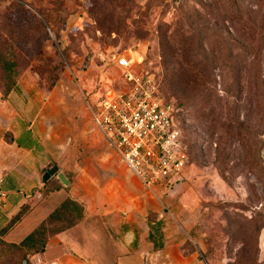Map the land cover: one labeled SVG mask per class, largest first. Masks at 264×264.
<instances>
[{"label": "rangeland", "instance_id": "obj_1", "mask_svg": "<svg viewBox=\"0 0 264 264\" xmlns=\"http://www.w3.org/2000/svg\"><path fill=\"white\" fill-rule=\"evenodd\" d=\"M116 52L155 74L177 106L184 181L154 200L90 120L105 90L123 87L120 70L100 62ZM2 106L20 115L5 142L26 132L37 142L25 128L40 111L49 117L43 136L66 148L59 173L104 221L125 218L133 204V220L142 218L149 207L137 222L185 232L206 264H264V0H0ZM20 259L0 246V264Z\"/></svg>", "mask_w": 264, "mask_h": 264}, {"label": "crops", "instance_id": "obj_2", "mask_svg": "<svg viewBox=\"0 0 264 264\" xmlns=\"http://www.w3.org/2000/svg\"><path fill=\"white\" fill-rule=\"evenodd\" d=\"M16 118L20 119L17 112L9 111L7 106H2L0 109V229L19 212L22 206L29 205L31 210L1 238L8 245H19L67 198L82 203V200L78 199L70 189V180L62 170L68 186H63L57 177L53 176L49 180L53 178L57 180L61 189L50 192L44 198L40 196L39 190L45 184L42 183L43 172H46L50 166L59 165L66 148L56 144L51 134L48 138L43 136V125L48 122L49 117L43 116L41 111L33 118L30 127L25 128V131H32L37 137L38 141L34 146L26 149L12 143L11 140L3 141L4 133L10 131L12 122ZM50 129L52 131L53 127L51 126ZM58 165L56 167L60 168ZM143 192L149 200L150 198L154 200L157 196V194L151 196L145 190ZM2 194L4 197H1ZM84 209V219L80 224L50 238L44 252L34 258H38L42 263L59 264H206L200 242L191 239L178 229L176 234L170 233L172 227L166 223L162 229L164 247L159 251H153L152 244L148 241L150 217H146L143 224L137 222L148 214L149 207L138 210V214L139 211L143 213L140 214L142 218L136 215L133 220L137 211V207L133 204L130 210L123 214L125 218L120 219L116 215L109 222L104 221L102 212H94L93 208L89 209L86 206ZM162 217L159 216V219Z\"/></svg>", "mask_w": 264, "mask_h": 264}, {"label": "built area", "instance_id": "obj_3", "mask_svg": "<svg viewBox=\"0 0 264 264\" xmlns=\"http://www.w3.org/2000/svg\"><path fill=\"white\" fill-rule=\"evenodd\" d=\"M107 59L100 62L120 70L123 87L108 88L100 96L90 110L92 125L151 196L176 187L184 181L189 160L176 122L178 110L162 95L155 74L131 56L116 52ZM31 264L59 263L33 258Z\"/></svg>", "mask_w": 264, "mask_h": 264}, {"label": "trees", "instance_id": "obj_4", "mask_svg": "<svg viewBox=\"0 0 264 264\" xmlns=\"http://www.w3.org/2000/svg\"><path fill=\"white\" fill-rule=\"evenodd\" d=\"M165 57L166 64L170 67V70L168 71L170 72L171 79L173 76V72L175 71L173 66L175 64L174 59L176 57V50L173 46L166 47ZM4 64L10 65L5 61ZM6 70H8L9 73L13 71L11 65ZM16 89L17 85H15L12 81L10 86L1 95L2 100L6 101L9 94ZM12 143H16L19 147L29 149L36 144V141L31 133L26 132L22 134L19 138L14 139ZM60 189L61 185L58 183L57 180L53 178L43 185V187L39 190V193L40 196L44 198L50 192L57 191ZM30 210L31 207L29 205L22 206L19 212L2 229H0V246L6 248V250H9L11 252H20L21 259L19 264H31V261L34 257L44 252L50 238L80 224L84 219L85 211L82 203H79L75 199L67 198L19 245L5 244L1 240V238L8 234L25 217V215L30 212ZM148 221L150 225L148 241L152 244L153 251H159L164 247V236L162 232V229L164 228V222L162 220L151 221L149 219Z\"/></svg>", "mask_w": 264, "mask_h": 264}, {"label": "water", "instance_id": "obj_5", "mask_svg": "<svg viewBox=\"0 0 264 264\" xmlns=\"http://www.w3.org/2000/svg\"><path fill=\"white\" fill-rule=\"evenodd\" d=\"M262 158L264 160V148L262 151ZM56 176L61 184L65 187L68 186V182L62 173H58V168L56 166H50L46 172L42 174V183H46L51 177Z\"/></svg>", "mask_w": 264, "mask_h": 264}]
</instances>
